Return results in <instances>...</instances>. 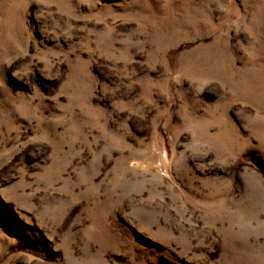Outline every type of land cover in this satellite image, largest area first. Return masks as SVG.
<instances>
[{"label":"rangeland","instance_id":"374dc122","mask_svg":"<svg viewBox=\"0 0 264 264\" xmlns=\"http://www.w3.org/2000/svg\"><path fill=\"white\" fill-rule=\"evenodd\" d=\"M0 264H264V0H0Z\"/></svg>","mask_w":264,"mask_h":264}]
</instances>
